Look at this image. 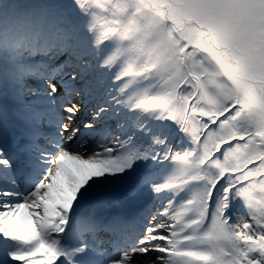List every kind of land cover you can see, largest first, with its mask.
<instances>
[{
	"label": "snow or ice",
	"instance_id": "1",
	"mask_svg": "<svg viewBox=\"0 0 264 264\" xmlns=\"http://www.w3.org/2000/svg\"><path fill=\"white\" fill-rule=\"evenodd\" d=\"M0 264H264V0H0Z\"/></svg>",
	"mask_w": 264,
	"mask_h": 264
}]
</instances>
